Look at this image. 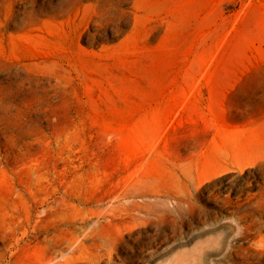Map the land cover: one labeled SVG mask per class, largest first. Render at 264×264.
<instances>
[{
	"label": "rangeland",
	"instance_id": "374dc122",
	"mask_svg": "<svg viewBox=\"0 0 264 264\" xmlns=\"http://www.w3.org/2000/svg\"><path fill=\"white\" fill-rule=\"evenodd\" d=\"M62 255L264 264V0H0V264Z\"/></svg>",
	"mask_w": 264,
	"mask_h": 264
},
{
	"label": "bare ground",
	"instance_id": "6f19581e",
	"mask_svg": "<svg viewBox=\"0 0 264 264\" xmlns=\"http://www.w3.org/2000/svg\"><path fill=\"white\" fill-rule=\"evenodd\" d=\"M56 259H57V258H56ZM63 261H64V258H63V255H62V256L60 257V259L53 261L51 264H61V263H63Z\"/></svg>",
	"mask_w": 264,
	"mask_h": 264
}]
</instances>
